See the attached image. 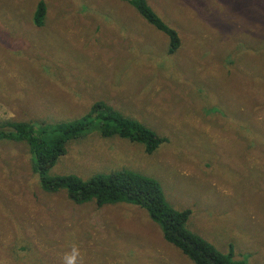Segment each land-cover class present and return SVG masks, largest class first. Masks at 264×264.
Segmentation results:
<instances>
[{
	"label": "rangeland",
	"instance_id": "obj_1",
	"mask_svg": "<svg viewBox=\"0 0 264 264\" xmlns=\"http://www.w3.org/2000/svg\"><path fill=\"white\" fill-rule=\"evenodd\" d=\"M38 1L0 0V124L59 128L99 101L119 110L166 140L146 152L95 120L48 175L150 176L191 210L188 229L264 264V0H145L178 33L171 54L128 0H43L40 27ZM74 246L82 264H195L144 208L43 190L28 144L0 139V264H62Z\"/></svg>",
	"mask_w": 264,
	"mask_h": 264
},
{
	"label": "trees",
	"instance_id": "obj_2",
	"mask_svg": "<svg viewBox=\"0 0 264 264\" xmlns=\"http://www.w3.org/2000/svg\"><path fill=\"white\" fill-rule=\"evenodd\" d=\"M128 2L149 23L169 36L168 53H173L179 46L176 30L165 24L145 0ZM45 15V3L40 0L33 12V24L42 26ZM14 120H6L0 124V139L25 141L28 144L33 158V169L39 174L43 190L57 191L65 188L74 203L93 200L100 207L124 201L139 206L160 226L164 239L195 264H246L244 260L233 259L231 248L228 254H224L188 229L187 221L191 210H174L166 202L160 183L150 176L126 168L98 173L88 179L72 174L49 176L47 173L58 158L66 153L65 142L71 138L82 137L95 120L98 121V129L103 137L117 135L130 142L142 143L146 152H153L166 139L158 137L147 126L100 101L91 106L85 117L70 121L59 128L53 124L45 125V122H35L41 126L34 127L32 123ZM4 127L6 130H3ZM48 132L53 135L46 137Z\"/></svg>",
	"mask_w": 264,
	"mask_h": 264
},
{
	"label": "clouds",
	"instance_id": "obj_3",
	"mask_svg": "<svg viewBox=\"0 0 264 264\" xmlns=\"http://www.w3.org/2000/svg\"><path fill=\"white\" fill-rule=\"evenodd\" d=\"M62 264H82L79 248L74 246L69 253L64 254Z\"/></svg>",
	"mask_w": 264,
	"mask_h": 264
}]
</instances>
